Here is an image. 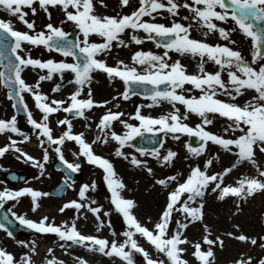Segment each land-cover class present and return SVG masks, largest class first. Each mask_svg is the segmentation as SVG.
<instances>
[{
	"label": "snow or ice",
	"instance_id": "1",
	"mask_svg": "<svg viewBox=\"0 0 264 264\" xmlns=\"http://www.w3.org/2000/svg\"><path fill=\"white\" fill-rule=\"evenodd\" d=\"M118 4L123 9L130 5V0H118ZM97 6L107 8L104 0H0V9L25 29L19 30L12 19L0 17V88L6 90V98L14 109L11 117L0 118V135L7 139V143L0 146V158L15 153V159L38 171L34 179L40 180L54 157L59 161L58 170L64 173L57 194L65 189L76 192L75 199L63 202L57 209L60 214L72 210L74 217L70 222L56 223L48 215L33 220L9 208L3 216L6 223L0 222V230L13 237L7 225L15 220L36 233L56 237L57 246L66 255L80 247L109 258L113 264L117 261L136 264L137 256L141 264H190L186 255L195 264H216L217 252H223L225 241L230 240L249 250L259 249L261 254L254 257L251 251L242 249L229 264H264V234L249 235L237 224L216 233L204 222L206 196L213 195L219 202L231 200L235 216L241 210V202L264 195V160L259 159L264 158V0H138L130 13L117 11L114 15L99 13ZM38 9L48 21L40 30L35 20L27 19L29 13L35 16ZM50 9L62 14L58 23L52 22ZM182 10L188 14L181 15ZM230 22L232 26L227 27ZM69 23L78 32L74 39L63 27ZM193 32L200 33V38L194 37ZM235 33L249 42L247 57L232 38ZM209 36H215L217 42H208ZM146 41L161 51L138 48L131 53L128 62L116 60L114 65L102 58L114 47L142 46ZM26 45L30 46L27 50ZM36 47L56 53L62 59L34 58L30 52ZM172 54L196 60L195 71L189 73ZM208 64L214 65L213 71L206 69ZM28 69L39 70L35 83L24 79L23 74ZM94 73L105 74L110 83L119 80L123 90L117 91L111 99L95 100L91 87ZM66 74L70 78L65 83ZM54 77L59 82L54 83L51 93H61L68 88L66 96L50 97L41 90V82L53 81ZM26 96L40 113L38 119L29 109ZM134 96H142L148 102L137 104L125 118L119 101L127 102ZM163 104L169 105L170 111L162 115L153 117L142 111ZM94 109H103V112L93 123L89 114ZM21 112L32 135L18 126L17 114ZM59 113L64 115L57 116ZM193 115L199 122L190 126L187 121ZM54 116L56 127L62 129L58 134H54L52 127ZM75 119L83 120L85 129L94 131L90 142L84 131H74ZM216 119H223L225 123L220 131H210L209 126ZM117 124L121 126L120 131L116 130ZM145 134H150L148 144L157 143V134L170 136L173 141H180L182 136L189 140L195 138L197 146L184 143L185 159L203 158V163L188 164L186 174L175 172L157 178L146 158L150 157L161 168H172L178 153L164 149V139L159 140V147L136 146L134 141L144 138ZM33 137L41 150L40 157L22 147ZM68 142L77 146L78 150L71 153L75 162L65 157L64 146ZM110 143L115 144V157L144 171L153 178V186H159L166 193L164 206L155 221L148 217L142 222L137 217L138 204L123 195L127 185L114 164L94 151V145ZM209 144L215 146L217 153L232 157L229 165L216 170L220 155L209 154ZM81 158L87 165L102 171L110 194L107 198L110 209L105 210L91 195L97 190L95 180L82 183L78 188L75 186L73 176L81 170ZM242 168L248 170L241 172ZM50 195L52 193L31 186L18 189L3 186L0 208L9 201L29 198L30 210L35 213L41 207V199ZM113 212L122 219L124 227L120 233L113 228L110 219ZM89 215L94 219L96 232L107 228L111 240L78 229L77 222L87 220ZM261 218L264 223V213ZM197 223L202 233L200 239L194 241L186 232ZM141 240L152 251L146 249ZM16 243L26 251L17 257L0 247V264H36L37 242ZM72 262L89 264L81 256H72ZM40 264L66 262L55 256L53 247H48Z\"/></svg>",
	"mask_w": 264,
	"mask_h": 264
},
{
	"label": "rangeland",
	"instance_id": "2",
	"mask_svg": "<svg viewBox=\"0 0 264 264\" xmlns=\"http://www.w3.org/2000/svg\"><path fill=\"white\" fill-rule=\"evenodd\" d=\"M106 2H104L107 5V8H102L97 6V11L99 13H103V14H108V15H114L117 11H121L123 13H130L136 6L138 3V0H130V5L126 8L121 9L119 7L118 4V0H104ZM27 11V9H26ZM50 11H52V22L53 23H58L63 17L62 14L54 9H50ZM188 13L186 11H181V15H187ZM0 17L5 18V19H12L13 23L15 25V27L19 30H25L23 29L22 25L20 23H18L14 17H9L7 16L6 13L3 12L2 9H0ZM27 19L29 20H35L36 22V28L37 30H40L43 28V25L46 24L48 21L45 17V14L38 9L37 14L35 16H32L29 13V16L27 17ZM159 22H164L167 23V21L164 20H160ZM231 22L229 23V25H227V27H231ZM64 30L67 32L72 31L74 28L73 26L69 23V24H65L64 26ZM192 35L196 38H200L201 34L198 32H193ZM125 38H127V34H125ZM233 39H235L237 41V47L242 51V53L247 57L249 55V42L243 37L241 36L239 33H235L233 34ZM93 39H98L96 37H93ZM208 42L210 43H215L216 41V37L215 36H209L208 38ZM30 46H25L26 50L29 48ZM138 48H142L143 50H152V51H156V52H160V49H156L154 44L150 41H146L144 45L142 46H136V45H131L129 48H113V51L106 57H102L104 58L107 63L109 65H114L116 60H124L125 62L129 61V57L131 55V53L135 50H137ZM30 54L34 57V58H40V59H48V58H52L55 60H60L62 59V57H60L58 54L56 53H50L48 51H46L43 47H36V48H31V52ZM173 59H180L181 63L184 64L188 70L189 73H192L195 71V65H196V60L192 59L191 57H179L176 54H172ZM206 69L209 71H213L214 70V65L208 64L206 65ZM38 71L39 70H31L28 74V72H25V77H26V81L28 83H35V81L38 78ZM66 78V77H65ZM70 78V76L67 75V80ZM96 80H99V76H94L93 75V83L91 85L92 87V92L93 95L95 96L96 99H111V97L113 96V89L112 87L114 86V83L120 82L118 80L110 83L107 79V77H101L100 82H103V84H105L107 86V88H111L112 91L107 90V88H95L94 85L97 82ZM59 82V80L57 78L54 77L53 81H44L41 82V90L48 94L50 97H55V98H61L62 96H66L69 93V89H62L63 91L61 93H51V88L54 85V83ZM188 87V86H186ZM121 89L123 90V85L120 82L119 86H118V90L121 91ZM198 94V93H195ZM25 99L30 103V105L34 108L33 113L35 112V118H39L40 113L38 112V110L35 109L33 101L31 100L30 97L26 96ZM121 104L125 105L124 109H125V118H127V114L132 113L135 109V106L137 104H145L148 101L144 100L142 96L140 97H132V99L130 101L124 102V101H120ZM165 105V104H163ZM167 105V104H166ZM169 108L170 106L167 105ZM144 114L147 113H153L154 109H148L145 108L142 110ZM181 111H183V108L181 107ZM14 114V109H12L11 107V103L7 100L6 98V90H4L3 88H0V118H9ZM64 114L63 113H59L57 114V116L62 117ZM90 116L93 115L92 113L89 114ZM24 117V116H22ZM56 116L52 117L53 122L55 121ZM75 123L74 124V131L76 132H80V131H84L86 133V135L90 136V140H92L94 138V131H89L88 129H85L84 127V121L80 120V119H75L74 120ZM92 122H95V117L94 119H92ZM190 126H194L196 123L199 122V119L196 116H190L189 120L187 121ZM20 123L23 124V127H21V130L28 132L29 135H32L31 131H30V126L27 124L26 122V117H24ZM135 123V122H134ZM224 120L223 119H216L214 120L213 125L209 126V130L213 131V132H217L220 131L224 125ZM55 124V123H54ZM62 129L57 128L55 125L54 128V134H58ZM116 130L120 131L121 130V126L120 125H116ZM163 135V134H162ZM93 137V138H92ZM19 139V138H18ZM165 140V145H164V149H172L174 151H176L178 153V156L175 160V163L173 165L172 168H161L159 167V165L152 160L150 157L146 158L148 159L149 165L151 167H153L154 172L156 173V177L157 178H162L164 175H169V174H174L175 172H180L182 174H186L188 171V164H195V163H203V158H196V159H185L186 156V149L184 148V143L187 141L189 143L190 140L188 137L186 136H182L180 141H173L171 139V137H164ZM3 143V141L0 140V144ZM26 146V145H25ZM66 145L64 146V152H65V157L70 161V162H75L73 156L71 155V153H69L66 149H65ZM67 147L69 148V146L67 145ZM94 151L97 154H100L102 156H105L106 158L110 159L112 161V163L115 166V169H117L118 175L123 179L124 183L127 185L126 190L123 192V195L127 198H132L134 199L137 204L141 201L142 198L145 197H149L150 201L153 203L152 210L154 211L155 209V213L157 212V216L159 214V212L161 211L162 207L164 206L165 203V196L166 193L164 192V190H162L159 186H153V178L149 177L144 171L140 170V169H135L133 168L131 165L128 164L127 161H124L121 158H117L114 156V149H112V151L108 148L105 147V145H94ZM164 149H161V151L163 152ZM134 150L132 149V152ZM208 152L209 154H216L217 149L215 148V146H212L211 144H209L208 146ZM28 153L31 154V151H28ZM41 155V150L39 149V152L37 153V157H40ZM12 153H7L5 155L4 158H0V183L1 186H7L11 189H18L20 188L22 185H29L31 186H35L34 184H36L37 186H41L42 191H47L51 193V190L54 189V187L62 180L64 173L60 170H58V168L56 167V163L58 160H56L54 157L53 159L50 161V163L46 166V171L47 169H49L51 171L50 174H48V172L39 180H35L34 177L36 175H38V171L36 169H33L30 165L23 163L22 161H12ZM80 162L82 164L81 170L84 173V177L83 179L76 181V187L78 188V186L82 183H89L92 180H95L96 184H97V190L94 193H91V195L93 196V198H95L98 203L100 205H103L105 210L110 209V204L108 201V197H109V192L107 191L106 186L104 185L103 182V173L101 172L100 169L98 168H94L90 165H87L86 163L83 162V158L80 159ZM11 170H16L20 173H26L27 174V181L23 184H18L16 186L11 185L6 178V172L7 171H11ZM141 183L144 184V188H146L145 192H140V191H136L135 188H137L136 186L141 185ZM142 194V195H141ZM256 197H260L262 199V205H253L255 207H253V215H249L248 218L250 219V223L247 226V229L244 230L243 228H241L244 232L247 231L249 233V235H256L258 233L260 234H264V223H262V219H261V214L264 213V195H257ZM255 197V198H256ZM54 198V196L50 195L47 198H42L41 201H48L50 199ZM76 198V192H74L72 189H68L66 195L62 198H60L61 200L58 201V203H53L51 204L50 202H47V204L50 207H56L58 208L59 205H61V201L62 200H67V199H75ZM254 198V199H255ZM23 199V202L26 203V205L23 202H20L23 206L25 207V210H23L24 213H26L27 215H29V217L35 219L38 218L39 216H41V212L37 211V212H32L30 210V199L29 198H21ZM253 199V200H254ZM159 202V205H158ZM227 204L229 206L234 205L233 202L231 200H227ZM244 203L241 202V208L242 210H246V207H244L243 205ZM14 203L12 201H9L5 204V207L7 208V210L9 208L12 209V211L15 212V206L13 207ZM34 215V216H30V215ZM135 214L137 215V217L143 222L144 220H146V218L141 215V213L137 212L135 210ZM237 215V214H236ZM50 218H54L56 223H61L63 221H71L74 217V213L72 210H66L65 213L60 214L59 212H55L51 215H48ZM157 216L153 213V215H151V219L153 221L156 220ZM88 217H90L91 219H93L91 217V215H89ZM110 219H113L114 221H122L121 217L116 214L115 212L112 213ZM253 219V220H252ZM94 220V219H93ZM242 222V220H241ZM253 222V223H252ZM121 223L117 224V227H113L114 230L117 233H120L123 231V227L119 228V225ZM232 224H237L240 226V222H231V220L229 219V224H224L222 223L219 224V228L218 227H212V229L214 230V232L216 233H222L225 230H230ZM243 224V223H242ZM79 228L85 226L86 228L82 229L84 232L87 233H97L96 232V224L94 225L95 227H92L91 229H88L87 227L88 225H83L77 222V226H79ZM149 227H151V225H149ZM2 233H0V244L8 251H10L12 248H14V255H16L17 257H19L20 255H22L24 253V251H26L25 249H22L17 243L16 241H25L26 239H29L30 241L34 240L35 238H40V239H44V240H50L52 242L53 248L55 249V256L59 259H63L65 262H71L72 263V257L70 255H66L64 253V251L62 249H60L57 244H56V238L52 239L51 236L52 235H40V234H36L35 236H21L19 238H16V240L12 241L10 240V238L6 235V233H4L1 230ZM101 236H105L107 237L108 234L111 233L109 232V230L107 228L103 229L101 232L98 233ZM189 239L191 240H198L201 237V233H196V235H194L193 237L188 236ZM234 241H230V240H226L225 244L226 247L224 250H227L228 247L230 246L231 243H233ZM236 243V242H235ZM148 249H151L148 245L146 246ZM236 247V246H235ZM79 250H82L80 247H76ZM242 249H246V246L240 247L238 248L235 252L234 255L231 254H226V255H230V257H225V256H221V258H223L222 263L221 264H229V262L232 260L233 257H235L237 255V253L239 251H241ZM152 250V249H151ZM249 250V249H248ZM83 251V250H82ZM249 251L252 252V254L254 255V257L259 256L261 253L259 251V249H250ZM74 255H76L77 253L80 254L79 251L75 250L73 251ZM46 257L45 256H41V259H44ZM137 260L138 262L136 264H141V258H139V256H137ZM36 264H40V262L36 263ZM67 264V263H66ZM217 264V263H216Z\"/></svg>",
	"mask_w": 264,
	"mask_h": 264
},
{
	"label": "bare ground",
	"instance_id": "3",
	"mask_svg": "<svg viewBox=\"0 0 264 264\" xmlns=\"http://www.w3.org/2000/svg\"><path fill=\"white\" fill-rule=\"evenodd\" d=\"M104 2H106V1H104ZM27 72L29 74L30 69H28ZM93 75L94 76H99V80H96L97 82L94 85L95 88H101V87L102 88H107V86L105 84H103V82H100L101 77H106L105 74H103V73H94ZM23 77H24V75H23ZM65 77L66 78H64V80H65V83H66L67 74L65 75ZM24 79H25V77H24ZM119 83L120 82H117V81L114 83V86L112 87V89L114 90L113 91V95H115L117 91H120V90H118ZM64 89H66V88H64ZM112 89L111 88H109V89L107 88V90H110V91H112ZM121 91H122V89H121ZM93 97L97 101L104 100V99H99V98L96 99L94 95H93ZM119 103L121 105V109L120 110L125 111V109H124L125 105L121 104L120 101H119ZM153 109H154V112L152 114L151 113H147L146 115H151L153 117H156V116L162 115V114L170 111V108L166 104L165 105H161L160 107H155ZM102 112H103V109H94L93 112H92L93 115H91L92 119H94V117L95 118L98 117ZM51 120H52V118H51ZM73 123H75V122L73 121ZM52 127L54 129V127H55L54 122L52 123ZM86 137H87L88 141L90 142L91 141L90 140V136L86 135ZM14 138H17V137H14ZM0 140L3 141V143H1L0 146H3L5 143H7V139H6L5 136L0 135ZM67 145L69 146V148L67 147ZM22 147L24 148L25 151H27V152L31 151V155L37 157V153L39 152V148L37 146V142H36L34 137H33L32 141L30 143L24 144ZM105 147L112 151V149H115V144L114 143H110L109 145H105ZM65 149L69 153H72L73 151H77L78 150L77 146H75V144L73 142L66 143ZM125 151L126 152H132V149H125ZM216 154L220 155V162L216 166V170H220V168L222 166L229 165V162L232 160V157L230 155L224 154L222 152H220V153L216 152ZM15 155H16L15 153H12V158H11L12 161H17V159H15ZM259 159L264 160V158H259ZM247 170L248 169H246V168H242L241 172L247 171ZM116 171H117V169H116ZM47 172H48V174L51 173V171L49 169H47L45 174ZM235 175H236V173L234 172L233 176H235ZM229 180H231V177L229 178ZM32 185H31V187H33L34 189H38V190L42 189L41 186L39 187L36 184H34L35 186H32ZM24 186H29V185H22L21 187H24ZM143 186H144V184L141 183V185L136 186L137 188H135V190L136 191L138 190L141 193L145 192L146 188H144ZM0 188H2L1 184H0ZM127 198H129V197H127ZM60 200L61 199H59V198H52V199H50L48 201H44V202L40 201L41 207H40V209L38 211L41 212V216L42 215H51V214H53L55 212H58L57 211L58 208H56L54 206L50 207L47 204V202H50L51 204H53V203L55 204V203H58V201H60ZM67 200H71V199H67ZM67 200H62L61 204L63 202H66ZM20 202H23V199H21L19 202H13L16 205L14 210L18 213V215L19 214H26V213L23 212V210H25V207H22L23 205ZM261 202H262V199L260 197H256L254 200L253 199H249L246 203L243 204L244 207H246V210H242V208H241L240 212H238L237 215L233 216L232 212L235 211V206L234 205L229 206L227 204V201L219 202V201H217L214 198L213 195L206 196V205H205V210H204L205 211V220H204V222L207 223L210 227L212 226L213 228L214 227H218L219 228V224H221V225H222V223H224L225 225L229 224V219H230L231 222H235V221L236 222L237 221L240 222V228H243L244 230H246L247 226L250 223V219L248 218V216L249 215H253V207H255L253 205H256V204L257 205H259V204L262 205ZM24 204L26 205V203H24ZM158 205H159V202H158ZM151 206H153V203L150 201V198L149 197H145V198H142L141 201L138 203V207H137L136 211L141 213V215H143L146 219L148 217H150L151 215H153V213L157 216V212L155 213V209L153 211ZM30 216H34V215L32 214ZM41 216H39L38 218L33 219V218L29 217V215H27V218H30V219H33V220H38ZM241 220H242V222H241ZM79 222L82 223V224H86V225L93 224V219H91L89 217L87 220L80 219ZM250 225H251V223H250ZM0 233H2L1 230H0ZM196 233H202V228H201L200 223H197L194 226H190L189 229L186 232L187 236H190V237H193L194 235H196ZM245 233L249 234L247 231H245ZM34 240L37 242L38 252H39V254L36 257H34V259H35L36 263H38V262H40L41 256H45L46 255L47 248L48 247H53V245H52V243L49 240H44V239H40V238H35ZM29 241H30L29 239L25 240V242H29ZM0 247H3V246L0 244ZM240 247H243V245H240V244H237V243L233 242V243L230 244V246L228 247L227 250H224L223 252H217V261H216V263L217 264H221L222 261H223L222 260L223 258H221V256H225V257L228 258V257H230V255H226V254L234 255V252ZM245 250H248V249H245ZM10 252L13 253L14 252V248H12L10 250ZM186 258L189 259L190 264H195L194 260H192V258L190 256L186 255ZM88 262H89V264H97V263L98 264H108L109 263L104 257H101L99 255H95L93 257H90L88 259ZM109 264H113V263H109Z\"/></svg>",
	"mask_w": 264,
	"mask_h": 264
},
{
	"label": "water",
	"instance_id": "4",
	"mask_svg": "<svg viewBox=\"0 0 264 264\" xmlns=\"http://www.w3.org/2000/svg\"><path fill=\"white\" fill-rule=\"evenodd\" d=\"M74 39V37H72ZM0 216H3V214H0Z\"/></svg>",
	"mask_w": 264,
	"mask_h": 264
}]
</instances>
